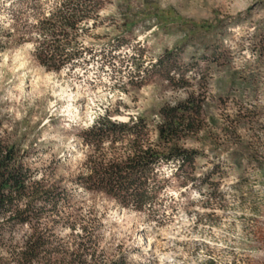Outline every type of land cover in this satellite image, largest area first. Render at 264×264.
Listing matches in <instances>:
<instances>
[{"label":"rangeland","instance_id":"rangeland-1","mask_svg":"<svg viewBox=\"0 0 264 264\" xmlns=\"http://www.w3.org/2000/svg\"><path fill=\"white\" fill-rule=\"evenodd\" d=\"M14 1L0 0V22L12 33L0 32V139L19 147L35 180L78 205L74 236L61 223L53 229L63 243L79 242L87 226L100 234L106 260L264 264V0H95L98 13L66 46L80 57L59 71L39 62L37 50L53 41L33 14L12 30ZM27 1L48 14L63 0ZM169 53L186 89L157 65ZM191 92L205 121L184 146L199 158L184 170L162 164L163 190L151 207L125 208L75 184L92 154L83 133L99 118H145L154 140L159 108ZM104 153L112 154L108 144ZM30 231L16 228V241Z\"/></svg>","mask_w":264,"mask_h":264},{"label":"trees","instance_id":"trees-1","mask_svg":"<svg viewBox=\"0 0 264 264\" xmlns=\"http://www.w3.org/2000/svg\"><path fill=\"white\" fill-rule=\"evenodd\" d=\"M94 1L63 0L60 7L46 14L37 4L29 7L27 0H15L13 5L20 9L14 8L12 13L16 23L12 30L19 27V16L26 11L33 14L38 20L34 27L53 41V46H40L37 50L39 62L47 70L59 71L80 57L78 52L67 51L66 46L75 41L72 33L98 13L100 4ZM3 28L0 22V32ZM4 34L6 37L12 33L8 29ZM157 65L164 68L168 82L178 88L188 87L183 75H172L177 71L172 54L159 59ZM198 78L203 79L199 75ZM157 117L154 140L149 122L142 117L125 123L109 117L94 122L82 136V143L92 154L86 157L85 173L78 176L75 184L89 193L103 194L125 208L141 211L151 207L163 190L159 181L162 164H177L178 170H184L193 167L199 158V152L186 148L184 143L202 132L204 102L199 94L191 92L174 105H162ZM105 144L112 154L104 153ZM115 145H122V154ZM78 210L65 189L31 176L19 147L0 139V264H128L124 256L106 260L100 234L95 229L89 231L87 226H81V234L76 235L79 242L70 247L63 243L53 229L61 223L74 236ZM91 214L96 224L98 219L94 212ZM23 226L31 231L17 242L14 231Z\"/></svg>","mask_w":264,"mask_h":264}]
</instances>
